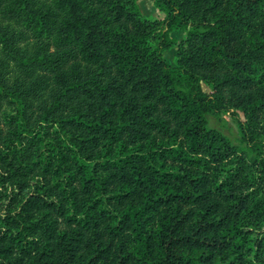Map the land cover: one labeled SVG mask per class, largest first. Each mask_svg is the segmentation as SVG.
<instances>
[{"label":"trees","instance_id":"1","mask_svg":"<svg viewBox=\"0 0 264 264\" xmlns=\"http://www.w3.org/2000/svg\"><path fill=\"white\" fill-rule=\"evenodd\" d=\"M150 1L0 0V264H264V0Z\"/></svg>","mask_w":264,"mask_h":264},{"label":"rangeland","instance_id":"2","mask_svg":"<svg viewBox=\"0 0 264 264\" xmlns=\"http://www.w3.org/2000/svg\"><path fill=\"white\" fill-rule=\"evenodd\" d=\"M138 11L141 17L149 21H161L164 19V15L157 10L150 0H136ZM169 36L176 41L185 39L186 33L181 31L171 32ZM177 47H173L169 50L163 52L164 60L171 66H175L177 62ZM204 90H207V87L204 86ZM240 119L243 118L241 115ZM209 126L214 128L228 137L232 142H235L237 138V123L231 118L228 113H222L219 117H208Z\"/></svg>","mask_w":264,"mask_h":264}]
</instances>
